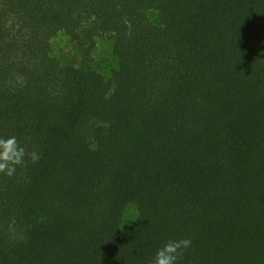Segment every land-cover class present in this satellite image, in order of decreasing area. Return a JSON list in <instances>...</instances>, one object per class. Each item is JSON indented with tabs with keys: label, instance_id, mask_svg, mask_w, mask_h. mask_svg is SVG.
<instances>
[{
	"label": "trees",
	"instance_id": "1",
	"mask_svg": "<svg viewBox=\"0 0 264 264\" xmlns=\"http://www.w3.org/2000/svg\"><path fill=\"white\" fill-rule=\"evenodd\" d=\"M10 136L41 159L0 174V264H153L184 237L179 264H264V0H0Z\"/></svg>",
	"mask_w": 264,
	"mask_h": 264
},
{
	"label": "clouds",
	"instance_id": "2",
	"mask_svg": "<svg viewBox=\"0 0 264 264\" xmlns=\"http://www.w3.org/2000/svg\"><path fill=\"white\" fill-rule=\"evenodd\" d=\"M41 159L38 152H28L21 146L16 136L0 137V174L13 177L18 167L25 166L28 161L36 164ZM192 246V240L184 237L169 240L158 249L153 264H179L185 252Z\"/></svg>",
	"mask_w": 264,
	"mask_h": 264
},
{
	"label": "rangeland",
	"instance_id": "3",
	"mask_svg": "<svg viewBox=\"0 0 264 264\" xmlns=\"http://www.w3.org/2000/svg\"><path fill=\"white\" fill-rule=\"evenodd\" d=\"M155 18L156 16L152 15V19ZM114 44V36H99L97 38L96 50L89 62V66L102 74L107 80L112 77V72L118 67V61L114 55ZM52 49L54 57L62 59L69 64L77 63L79 65L82 62L81 58L77 56L70 40L64 34L53 41ZM137 217L138 209L135 206H129L124 213L122 229L124 231L128 230ZM13 236L17 239L21 237L16 230H13Z\"/></svg>",
	"mask_w": 264,
	"mask_h": 264
}]
</instances>
